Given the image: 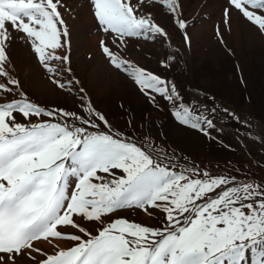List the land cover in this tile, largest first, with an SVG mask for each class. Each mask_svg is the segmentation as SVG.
I'll return each instance as SVG.
<instances>
[{
	"label": "snow or ice",
	"instance_id": "obj_1",
	"mask_svg": "<svg viewBox=\"0 0 264 264\" xmlns=\"http://www.w3.org/2000/svg\"><path fill=\"white\" fill-rule=\"evenodd\" d=\"M87 4L104 34L99 48L108 66L129 78L154 109L166 110L171 123L230 150L226 135L242 151L249 139L264 148V124L168 75L174 54L158 61L163 72L126 58L130 39L159 38L171 47V35L152 14L157 7L186 43L191 40L180 0ZM67 8L68 0H0V77L6 78L0 91L19 94L0 102V264H249V256L251 264H264V179L257 182L247 168L242 180L213 175L115 130L72 67ZM234 12L264 36V0H224L229 33ZM216 35L225 43L222 29ZM17 41L69 98L63 106L30 99L11 76L9 49ZM33 117L40 119L33 123ZM136 210L150 217L158 211L159 226L112 219ZM67 226L74 231H62ZM41 240L70 244H52L49 254L37 247Z\"/></svg>",
	"mask_w": 264,
	"mask_h": 264
},
{
	"label": "rangeland",
	"instance_id": "obj_2",
	"mask_svg": "<svg viewBox=\"0 0 264 264\" xmlns=\"http://www.w3.org/2000/svg\"><path fill=\"white\" fill-rule=\"evenodd\" d=\"M180 2L183 16L189 20L191 40L186 43L181 31L173 25L172 17L157 7L152 9V14L171 35V47L162 44L159 38L154 42L130 39L126 58L163 72L164 69L158 67V61L164 58L166 52L174 54L176 63L168 72L169 76L175 75L189 89L202 90L214 96L221 105L241 114V118L248 117L253 124L257 121L264 124V36L246 21H238L235 12L229 33L222 23L224 0ZM64 16L72 32V67L84 82L94 107L106 115L115 130L132 136L140 146L152 144L169 155L175 153L180 164L193 163L201 171L213 175H237L242 180L246 175L242 169L247 168L258 178L257 182L264 179V148L258 143L253 144L249 139L245 142L248 148L242 151V145H237L226 135L222 139L232 145L230 150L202 135L188 133L169 121L166 110L160 112L154 109L129 78L108 66L99 48V41L105 37L98 31L87 0H68ZM192 20H195L194 25ZM217 28L224 31L225 43L218 39ZM9 56L8 70L13 78L21 81L22 90L30 99L41 103L47 101L50 107L56 104L63 106L69 99L47 78L28 46L20 41L13 43ZM0 83H6V78L0 77ZM12 99H19L18 92L9 94L0 91V102ZM70 99L77 101L78 98L73 96ZM17 119L26 122L20 116ZM38 119L33 117L32 122ZM249 151L251 155L246 154ZM255 162H260L261 166L254 167ZM118 217L146 226H159L162 219L158 211L150 217L143 210L121 211L112 219ZM86 226L92 230L101 227L98 224ZM62 231L71 233L74 230L67 226L62 227ZM52 244L69 246L70 242L41 240L37 247L50 254L54 250ZM36 255L37 259L42 258Z\"/></svg>",
	"mask_w": 264,
	"mask_h": 264
},
{
	"label": "bare ground",
	"instance_id": "obj_3",
	"mask_svg": "<svg viewBox=\"0 0 264 264\" xmlns=\"http://www.w3.org/2000/svg\"><path fill=\"white\" fill-rule=\"evenodd\" d=\"M93 38V37H92ZM93 41V40H92ZM62 244V243H61Z\"/></svg>",
	"mask_w": 264,
	"mask_h": 264
}]
</instances>
